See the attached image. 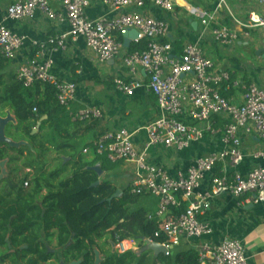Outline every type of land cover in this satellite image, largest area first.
<instances>
[{"label":"built area","instance_id":"obj_1","mask_svg":"<svg viewBox=\"0 0 264 264\" xmlns=\"http://www.w3.org/2000/svg\"><path fill=\"white\" fill-rule=\"evenodd\" d=\"M149 0H102L113 10H124L115 17L90 18L87 9L92 0H18L6 9V17L17 21L32 19L42 11L50 20L67 23L69 33L50 36L45 41H33L35 59L21 65L15 79L26 86L34 83L50 84L56 88L60 105L70 108L77 97V84L63 81L53 73L52 57H45L48 46L55 52L64 50L69 36L84 39L95 51L100 62L122 56L123 67L130 77L118 78L115 88L133 96L140 88L153 94L159 113L145 127L147 144L139 150L134 135L128 128L106 131L93 142V149L111 162H134L138 169L132 181V192L158 198V208L151 219L160 223L155 236L164 239L161 245L169 251L186 241H200L195 245L200 264H247L241 240L225 238L219 244L204 241L214 233L213 225L205 218L212 200L223 194L243 199L244 204L264 203V167H254L248 173L233 170L246 154L239 147V133L257 135L262 148L255 157L264 159V87L248 85L231 79L228 71H219L216 63L202 47L195 43L185 46L179 57H172L173 45L168 42L169 25L143 12ZM154 4L177 18L174 0H153ZM264 12V0H258ZM188 10L198 13L197 9ZM201 23L209 27L213 16L201 15ZM247 27H264V15L251 14ZM214 37L231 44L237 34L225 25H218ZM136 31L134 43L144 48L129 52L124 49V34ZM25 37L0 23V53L8 61L24 45ZM123 53V55H122ZM144 74L147 79H137ZM224 86L241 87L243 103L237 104L224 97ZM36 111V108L34 109ZM73 120L89 121L103 118L99 107L87 106L72 115ZM218 118L225 119L218 127ZM220 134L222 148L207 156H198L177 176L163 166L151 163L149 147L184 151L210 135ZM88 153L89 149L83 151ZM29 183L26 182L25 186ZM184 208L182 209V207ZM134 238L117 240L120 253L137 251ZM145 243H155L151 238ZM158 243V242H156Z\"/></svg>","mask_w":264,"mask_h":264},{"label":"crops","instance_id":"obj_2","mask_svg":"<svg viewBox=\"0 0 264 264\" xmlns=\"http://www.w3.org/2000/svg\"><path fill=\"white\" fill-rule=\"evenodd\" d=\"M17 1L0 0V23L3 22L8 29L25 37L24 45L16 53L14 59L8 61L5 71L8 82L12 81L16 70L21 65L35 59L33 41H45L50 36L63 35L70 31L69 24L50 20L42 11H37L32 19L17 21L8 19L6 9ZM200 1L192 4L188 0H174L177 18L173 17L172 13L159 9L153 0L148 1L143 12L168 23L169 31L165 40L173 45L172 57L181 56L185 46L197 43L213 59L219 71L231 73V79L246 85L254 83L264 87V27L245 26L249 23L251 14L264 15L258 0ZM189 8L197 9L198 13L188 10ZM123 12V9L113 10L104 5L102 0H92V5L87 9V15L93 19L115 17ZM204 13L205 16L211 15L214 18L209 27L201 23L203 19L201 15ZM214 25L216 27L218 25L227 26L237 34V39L231 44L218 41L211 30ZM133 41L134 39H131L130 46L134 43ZM129 47L124 45L127 51ZM45 57H52L54 61L52 71L59 79L77 84V97L69 108L70 113L74 114L87 106L99 107L103 112V119L98 122L83 121L69 128V133L72 135L70 143L80 146L76 154L88 148L89 152L83 154L92 159L95 139L102 132L115 131L123 127L132 131L134 142L139 150H148L145 127L159 113L157 100L145 88L138 89L133 96H128L115 88V82H113L115 77H130L127 69L123 67L122 56L107 62H100L97 53L89 49L84 39L69 36L64 50L55 52L51 46H48ZM137 79L146 80L147 77L142 73L137 75ZM222 93L234 103H243L244 90L241 87L224 86ZM225 121V119L218 118V127L222 128ZM49 135L54 139L53 143L64 144L66 142L62 138L65 133L60 136L56 131L50 130ZM88 143L90 145L86 146ZM239 147L246 157L233 170L245 174L254 167H264V159L255 157V153L262 148V142L257 135H248L241 131ZM149 148L148 155L151 163L163 166L171 175L177 176L180 171L184 172L196 157L207 156L220 150L222 148L221 135H210L184 151L165 149L161 146ZM61 151L62 153L55 154L54 157H61L64 162L70 161L71 150L65 148ZM121 163L118 168H126L128 175H122L116 168L109 171L103 170L100 178L112 181L123 193L125 188H131L132 181L139 171L134 162ZM26 171L31 170L26 169ZM127 180H130V184L122 186ZM158 202L157 197L140 195L138 203L130 207L144 209L147 214L154 215ZM205 218L213 225L214 233L204 241L219 244L225 238L239 239L245 248L247 264H264V203L244 204L243 199L234 198L229 194L219 195L212 200L211 208ZM199 242H183L179 250L194 248Z\"/></svg>","mask_w":264,"mask_h":264},{"label":"trees","instance_id":"obj_3","mask_svg":"<svg viewBox=\"0 0 264 264\" xmlns=\"http://www.w3.org/2000/svg\"><path fill=\"white\" fill-rule=\"evenodd\" d=\"M142 48L133 43L128 51ZM7 64L0 53V114L9 109L17 120L6 125L5 134L29 145L0 141V159L8 162V173L0 180V264H97L98 254V264H200L195 248L171 250L169 255L152 250L120 253L115 248L118 239L138 238L142 248L147 238L163 243L162 236H155L160 223L144 209L130 207L140 196L132 186L115 197L120 188L100 178L96 167L109 171L121 162H111L95 150L92 159L83 151L76 154L80 146L70 143L69 128L83 121L73 120L71 111L59 104L56 88L47 83L26 86L15 76L8 82ZM50 130L65 133L66 142L50 146ZM65 148L71 150L69 164L53 155ZM24 169L34 173L19 184L18 173Z\"/></svg>","mask_w":264,"mask_h":264},{"label":"water","instance_id":"obj_4","mask_svg":"<svg viewBox=\"0 0 264 264\" xmlns=\"http://www.w3.org/2000/svg\"><path fill=\"white\" fill-rule=\"evenodd\" d=\"M136 36H137V33L134 30L125 33L124 34V45L126 47H129L131 39H134ZM8 123L17 124L16 117L11 113V110H9V109L5 111L4 116H2L0 114V141L7 142L8 144H10L11 146H14V147H21L23 145H29V143L26 141H14L10 137L6 136L5 128H6V125ZM6 162H7L6 160L0 161V167H1L0 180L3 179L7 175V169L5 168ZM96 168L100 172V174H102L100 167H96ZM120 193H121V191H118V193L115 195V197L118 196V194H120ZM143 250H152L156 254H160V253H163L165 255L170 254V251L166 246L161 245V244L156 243V242L155 243L147 242L141 251H143ZM96 259H97L96 261L98 264V262L100 260V256L97 255ZM73 264H79V263L75 262Z\"/></svg>","mask_w":264,"mask_h":264},{"label":"rangeland","instance_id":"obj_5","mask_svg":"<svg viewBox=\"0 0 264 264\" xmlns=\"http://www.w3.org/2000/svg\"><path fill=\"white\" fill-rule=\"evenodd\" d=\"M189 2H191L192 4H196L197 2H201L200 0H188ZM213 27V26H212ZM218 27H216L215 25H214V27H213V29H211V30H215V29H217ZM214 35V34H213ZM119 77H115L113 80L115 81L116 79H118ZM113 81V82H114ZM14 136H16V137H18L17 135H14ZM16 137H13L14 138V140L16 141ZM52 138H51V142H50V146H52V147H54V144L55 143H53L52 142ZM53 143V144H52ZM53 155H55V152L53 153ZM24 160V159H23ZM62 163V161L61 160H59L58 162H57V166L59 165V164H61ZM67 164H69V161H67ZM14 165V164H13ZM12 165V166H13ZM119 169V171H120V173L122 174V175H128V172H127V170H126V168H124V167H120V168H118ZM15 172V171H14ZM33 171L31 170L30 172H27L26 171V169H24L23 171H20L18 174V176H21L22 177V179L21 180H18V183L19 184H21L22 183V180L25 178V176L28 174L29 176H28V178H25V180L26 181H30L31 180V175L33 176ZM118 175V174H117ZM69 176V173L66 175V176H64L63 177V180L65 179V178H67ZM130 184V180H127L126 181V183L125 184H123L122 186H127V185H129ZM209 211V210H208ZM208 211H207V213H208ZM207 215V214H206ZM135 240V241H134ZM133 241H134V244H133V247H134V249H136L137 251H141L143 248H142V246H141V240L140 239H138V238H134L133 239ZM146 244V243H145ZM183 246V245H182ZM143 247H144V245H143ZM179 248H181V245L179 246V247H177L176 249H173V251L175 252V251H177ZM136 251V252H137Z\"/></svg>","mask_w":264,"mask_h":264},{"label":"flooded vegetation","instance_id":"obj_6","mask_svg":"<svg viewBox=\"0 0 264 264\" xmlns=\"http://www.w3.org/2000/svg\"><path fill=\"white\" fill-rule=\"evenodd\" d=\"M2 147H4V146H1V148ZM5 160V158H3V159H0V161H4ZM5 168L7 169V173H8V162H6V164H5ZM0 171H1V167H0ZM1 173V172H0ZM10 175V174H9ZM1 186V185H0Z\"/></svg>","mask_w":264,"mask_h":264}]
</instances>
